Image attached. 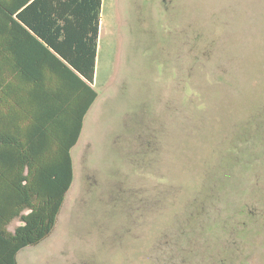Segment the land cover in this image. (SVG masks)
<instances>
[{
    "label": "rangeland",
    "instance_id": "374dc122",
    "mask_svg": "<svg viewBox=\"0 0 264 264\" xmlns=\"http://www.w3.org/2000/svg\"><path fill=\"white\" fill-rule=\"evenodd\" d=\"M100 21L72 183L17 264H264V0H102Z\"/></svg>",
    "mask_w": 264,
    "mask_h": 264
},
{
    "label": "trees",
    "instance_id": "16d2710c",
    "mask_svg": "<svg viewBox=\"0 0 264 264\" xmlns=\"http://www.w3.org/2000/svg\"><path fill=\"white\" fill-rule=\"evenodd\" d=\"M101 2L0 0V264H17L19 250L51 233L72 183L69 150L81 131L82 117L97 97L90 85ZM48 58H54L84 88L72 138L51 166L44 163L40 148L19 143L20 151L15 152V84H33L38 94L50 93L45 87L50 78L43 69ZM65 76L60 75V83L70 82ZM47 103L44 97L37 99L40 111L26 131L29 137L36 133L37 144L43 143L50 122ZM15 219L19 224L10 230Z\"/></svg>",
    "mask_w": 264,
    "mask_h": 264
},
{
    "label": "crops",
    "instance_id": "0c3cea01",
    "mask_svg": "<svg viewBox=\"0 0 264 264\" xmlns=\"http://www.w3.org/2000/svg\"><path fill=\"white\" fill-rule=\"evenodd\" d=\"M100 22L101 21L99 15V31L101 24ZM99 31L97 38L95 73L93 82H95L96 78ZM48 59L50 60V62L44 64L43 69L45 75L50 78V84H45V87L50 90V93L38 94L35 91L36 88L33 86V84H15V152L20 151L19 143H21L24 147L32 145L34 149L40 148L41 154L44 156V163L51 166L52 164L57 163V157L61 156L62 150L68 145L69 140L72 138L74 125L78 116V107L80 108V111H82L83 108L82 100L84 88L75 80V78L71 74H68L65 68L62 67L60 63L56 62L54 58ZM61 74H65V77L70 82L60 83ZM90 86L95 89L93 85ZM16 88L19 90H16ZM39 97H44V100L48 101V103L45 104V108L49 112L50 122L46 124L43 143L37 144V142L40 141V138L36 137V133H34V137H29V134L26 133V131L29 130L30 125L34 122L36 113L40 111L38 107L39 105H37V99ZM96 99L97 97L95 98V100ZM84 116L82 117L81 121V131L83 129ZM81 131L77 137L75 144L69 150L70 156L72 148L76 146L80 138ZM40 165H42L41 162ZM34 166H36V169L40 168V166L38 165L34 164ZM18 224V219H15L14 226ZM8 228L10 230H13V228H10V225Z\"/></svg>",
    "mask_w": 264,
    "mask_h": 264
}]
</instances>
